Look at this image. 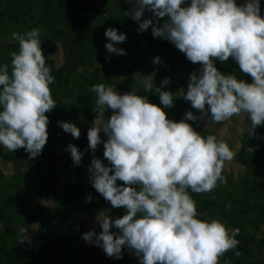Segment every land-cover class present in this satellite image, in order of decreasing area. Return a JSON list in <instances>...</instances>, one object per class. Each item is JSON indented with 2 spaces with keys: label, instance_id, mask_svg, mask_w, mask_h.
<instances>
[{
  "label": "clouds",
  "instance_id": "1",
  "mask_svg": "<svg viewBox=\"0 0 264 264\" xmlns=\"http://www.w3.org/2000/svg\"><path fill=\"white\" fill-rule=\"evenodd\" d=\"M132 4L128 15L139 22V32L151 28L154 37L169 40L192 63L202 64L201 74H191L183 98L201 112L197 117L187 112L185 120L167 118L163 108L150 103L134 92L120 95L103 83L94 85L93 111L102 126H92L87 133L89 148L95 152L103 131L104 157L112 167L93 158V187L114 208L124 207L127 214L113 222L109 216L99 217L103 231L83 234L95 242L109 257L122 258L127 245L135 251L141 264H219V258L236 248L239 229L229 232L218 220L197 218V206L189 194L212 191L222 180L225 161L235 153L218 142L213 135L202 136L187 120L208 116L220 123L247 113L253 130L264 124V16L260 0H127ZM154 13L142 19L145 10ZM168 19L160 24V18ZM18 51L12 52L11 78L8 65H0V145L15 152L24 148L32 158L41 154L48 140V117L45 113L56 107L50 85L54 82L51 67L40 47L39 30L13 33ZM108 53L125 54L116 43L126 40L124 34L109 28L105 32ZM232 57L253 82L238 80L235 75L222 74L214 60ZM154 63L159 64L156 57ZM165 79L163 84H168ZM152 83L144 85L152 91ZM165 108L173 104V95L157 88ZM207 106V107H206ZM114 114L105 120L106 109ZM94 121V122H95ZM64 131L79 138L80 130L69 122H60ZM75 164L82 153L68 146ZM249 151L254 152L252 148ZM114 174H110L113 171ZM117 180L125 185L118 187ZM139 185L137 190L131 185ZM91 197H89V201ZM113 225L120 235L110 233ZM21 243L29 240L27 229L19 228ZM236 255H240L239 252Z\"/></svg>",
  "mask_w": 264,
  "mask_h": 264
},
{
  "label": "trees",
  "instance_id": "2",
  "mask_svg": "<svg viewBox=\"0 0 264 264\" xmlns=\"http://www.w3.org/2000/svg\"><path fill=\"white\" fill-rule=\"evenodd\" d=\"M190 3L191 0H184L182 6ZM131 6L127 0H0V65H8L11 78L10 54L19 49L12 34L38 29L40 47L54 77L50 89L56 104L45 113L49 119L48 140L41 154L32 158L24 148L12 152L0 147V158L12 162L16 169L10 175H4L0 169V264H90L92 253L99 256L101 264H132L130 260L138 257L127 245L122 248V258L117 259L109 257L102 247L81 241L77 230L86 225L82 214L112 211L122 218L127 210L114 208L93 187L90 171L93 158L112 167L104 152L98 149L93 152L88 136L83 140L80 136L75 138L60 124L81 122L95 126L96 97L91 89L98 83L120 95L134 92L146 97L175 122L185 120L187 112L197 117L202 115L183 94H176L171 85L179 70L190 71L182 81L186 93L191 74L195 72L199 76L202 64L189 61L169 40L154 37L151 28L139 32V22L128 15ZM260 9L264 16V0H260ZM150 18L157 23L154 14ZM167 19L160 18L158 22L163 24ZM109 28L126 36L123 43L115 44L125 54L108 53L105 45L111 41L105 32ZM59 43L64 48L61 67L48 56L58 50ZM156 57L160 58L159 64L154 63ZM214 66L222 74L235 75L249 84L253 82L232 57L227 61L214 60ZM137 75L151 78L139 83L135 80ZM166 78L169 83L165 85ZM148 82L153 86L151 92L144 91ZM157 88L173 95L171 107L165 108L161 103ZM113 114L108 108L104 117ZM186 122L202 136L212 135L204 131L202 119ZM248 123L250 130L243 141L254 152L242 155L244 169L239 176L234 178L222 171V180L212 191L194 193L189 189L196 202L197 218L208 222L218 220L230 233L239 229L235 237L239 243L219 258V264H264V124L253 130L250 119ZM100 137L105 138L104 132ZM69 145L76 146L83 154L80 164L74 163ZM57 147L70 152L63 164L56 153ZM24 164L28 166L25 168ZM110 174H114V168ZM57 175L64 178L62 183L56 180ZM116 184L128 186L120 180ZM50 196L56 197V201L45 210L44 202ZM60 218H65L71 226L67 227ZM20 227L26 228L30 237L24 243H21Z\"/></svg>",
  "mask_w": 264,
  "mask_h": 264
},
{
  "label": "rangeland",
  "instance_id": "3",
  "mask_svg": "<svg viewBox=\"0 0 264 264\" xmlns=\"http://www.w3.org/2000/svg\"><path fill=\"white\" fill-rule=\"evenodd\" d=\"M237 5H242L246 3V0H236ZM132 11V6L128 9V14L131 13ZM154 13L151 11H148L147 9L144 12V15L142 19H149ZM131 17V15H129ZM148 46V45H147ZM149 47V46H148ZM64 48L62 43L58 44V50L54 53L49 54L48 56L53 59L54 64H56L57 67H61L63 65L64 61ZM163 57V56H162ZM190 75V71L186 70H179L176 74L175 77L172 81V87L173 91L176 94H183L185 93V88L182 84V81ZM150 77L146 76H135V80H137L139 83H145L147 82ZM113 89V88H112ZM105 120L110 119V117H104ZM96 119V118H95ZM94 119V121H95ZM250 119L249 115L247 113H241L239 115H235L232 118L222 121L220 123H215L211 120L210 117L204 116L202 119V127L204 131H207L211 133L213 136L216 137L217 141L224 142L226 143L229 148L235 153L234 158L231 161H225L224 167L222 171L228 172L231 174L234 178L239 176V172L244 169V166L241 162L242 155L247 153L249 151V146L244 143L243 139L245 136H247V133L250 130V125L248 123V120ZM103 121L97 120L94 122L95 126H102ZM77 128L80 130V137L81 139H85L87 137V133L91 128V125H88L86 123H81L77 122V124H74ZM103 132V131H101ZM105 134V133H104ZM107 135L105 134V138H101V143L98 145L97 149L100 152H104V142L107 140ZM2 149L4 148L2 145H0ZM7 150V149H6ZM57 155L61 159V164H63L70 154L69 150L67 149H62L60 147H57L56 149ZM28 165L24 167L26 168ZM0 169L1 172L4 175H10L13 172L16 171L15 166L13 165L12 162L7 161L5 159L0 158ZM56 180L60 183L64 181V178L61 175L56 176ZM246 188V187H245ZM87 201V198L85 197L84 199ZM56 201V197L50 196L48 199L45 200L44 202V207L45 210H48L50 207L53 206V204ZM82 216L85 218V227L83 229H78L77 231L80 234L81 241L88 245L92 246L95 244V242L89 243L83 239V234L86 232H90L92 230H95L96 234H100V223H99V217H104V216H109L111 220L114 222L116 217L112 211H100V212H95L92 214H82ZM60 220L65 224L67 227L71 226V224L65 219V218H60ZM110 233L116 234L117 236L120 235V230L117 229L114 225L113 227L110 228ZM262 231L264 234V226L262 227ZM130 263L132 264H141L140 258L136 257L130 260ZM90 264H101L99 256L97 254L92 253L91 255V260ZM116 264H119L116 262Z\"/></svg>",
  "mask_w": 264,
  "mask_h": 264
}]
</instances>
